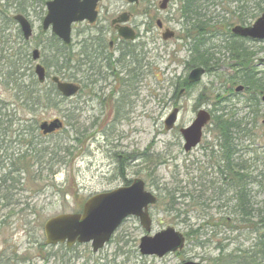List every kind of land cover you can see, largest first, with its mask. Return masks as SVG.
<instances>
[{"label": "rangeland", "instance_id": "rangeland-1", "mask_svg": "<svg viewBox=\"0 0 264 264\" xmlns=\"http://www.w3.org/2000/svg\"><path fill=\"white\" fill-rule=\"evenodd\" d=\"M46 1L28 0L18 12L16 0H0V113L6 116L0 118V131H10L0 138V164L5 165L0 177L6 173L13 180L0 184V264H216L221 252L258 255L264 230L253 227L256 219L246 225L237 223L236 196L213 126L203 130L201 142L189 152L183 150L179 133L199 110L210 112L213 99L222 96L220 108L244 123V135L233 137L239 150L234 164L242 162L245 168L241 174L252 215L264 212V104L259 97L260 104L254 108L245 93H234L237 85L231 87L230 79L237 65L223 50L227 33L223 30L205 38L218 62L186 90L181 84L189 73L190 46L182 41L177 0H170L165 11L158 10L160 0H139L132 8L124 0H103L99 5L103 15L134 14L137 39L106 53L88 42L84 25L74 26V45L67 51L72 59L69 65L75 68L67 74L74 73L81 90L69 99L58 95L53 108H39L32 115L20 107L14 94L19 92L15 86L24 85L33 72V49L39 51V63L47 72L46 86L54 74L71 82L48 64L52 35L41 30ZM233 1L217 5L218 0L211 1L216 6L210 9L227 19L230 15L222 9L234 8ZM17 13L31 24L29 40L23 39L12 19ZM166 29L173 37L163 41ZM79 40L85 41L80 45ZM243 46L254 55L247 66L251 64L264 83V41ZM77 53L87 56V65L82 61L76 67ZM14 60L20 68L10 75L8 64ZM180 89H185L182 95ZM174 108L179 109L176 125L166 131L163 121ZM56 119L62 128L42 135L38 127ZM7 121L13 123L10 128ZM134 179L141 180L144 191L157 200L148 210L149 234L137 218L129 217L96 253L90 244L45 245L42 227L48 218L79 213L88 198L127 187ZM167 228L185 237L183 250L161 259L141 256L140 239Z\"/></svg>", "mask_w": 264, "mask_h": 264}, {"label": "trees", "instance_id": "trees-1", "mask_svg": "<svg viewBox=\"0 0 264 264\" xmlns=\"http://www.w3.org/2000/svg\"><path fill=\"white\" fill-rule=\"evenodd\" d=\"M28 0H16V10L22 12L25 8ZM215 0H177L179 5L178 18L182 21V41L188 42L189 49V60L187 61L188 69L194 67H202L205 69V74L212 72V64L217 63L218 60L214 59L211 48L206 46L204 43L205 38L208 36H214L220 31L227 33V39H224L223 50L228 55L236 66L233 67V76L231 77V85H242L244 87L243 93L247 96L248 103L252 104L254 108L259 105V97L264 95V83L261 79L256 76V71L251 67V64L247 66V60L253 58L252 53H248L244 48V43L247 42L241 38L234 37L230 34L231 24L247 26L254 19H256L264 11V0H234V8H223V14H229L230 17L224 19V17H218L220 14H216L217 11H211V7L217 4H223L227 0H218L216 5L213 4ZM221 1V2H220ZM221 6V5H220ZM25 12V11H24ZM219 12V11H218ZM222 19V21H220ZM223 22V23H222ZM226 22H228L226 24ZM234 25V26H235ZM51 49V57L48 59V64L55 68L57 73L63 72L64 75L71 82H77L73 75H68V72L74 70L75 67H71L70 55L62 43L57 40L54 36L51 37L49 44ZM2 50H0L1 52ZM54 51V52H53ZM12 53L11 56H14ZM75 56L74 64L79 67V63L83 61L84 65L88 64L87 56L83 53H77ZM96 58L99 57L98 53L94 55ZM1 57V54H0ZM85 58V60H78L76 58ZM59 61L61 64L58 66ZM16 65L18 69H16ZM8 66L11 69L10 75L15 71L19 70V65L16 61H10ZM76 71V70H75ZM54 74V73H53ZM57 76L56 74H54ZM19 78H16L18 80ZM62 79V77H61ZM65 78H63L64 80ZM80 84V83H79ZM181 87L189 90L192 85H188L186 79L183 80ZM19 88V92L14 94L18 101H20V107L27 113L32 114L39 108H53L57 103V96L59 95L55 89V86L50 83V86L40 84L34 75L30 71L26 83L22 86H15V89ZM14 89V93H15ZM229 91V90H228ZM226 91V93L228 92ZM224 103L222 96H216L213 99V109L209 112L211 115L210 125L213 126L214 132H216V140L218 142V152L220 159L224 162V168L228 176L229 186L235 192V205L234 211L237 218L238 224H248L252 219H256V225L253 227L257 231L264 230V212L260 214L252 215L253 210L247 199L246 191L244 190V177L241 172L245 170L243 163H236L235 157L239 153L238 149H235L234 136H243L245 128H241L244 123L241 120L236 119V115L233 112H224L220 105ZM257 112V111H254ZM33 115V114H32ZM5 114L0 113V118H5ZM8 128L13 123L7 121ZM29 126V125H28ZM1 127V125H0ZM31 127V126H30ZM25 129V126L22 127ZM33 130V129H32ZM24 130H21V132ZM10 131L5 129L0 131V138L2 135H6ZM47 136V135H46ZM7 159V158H6ZM5 159V160H6ZM25 165L24 157L21 158ZM5 168L4 164H0V171ZM10 169V168H9ZM9 179L6 173L3 177H0V184H5ZM64 195H62L63 197ZM255 225V226H254ZM259 247L257 249L258 255H235L234 253L223 254L222 252L218 255L216 264H264V233L259 238ZM259 256H261L259 258Z\"/></svg>", "mask_w": 264, "mask_h": 264}, {"label": "water", "instance_id": "water-1", "mask_svg": "<svg viewBox=\"0 0 264 264\" xmlns=\"http://www.w3.org/2000/svg\"><path fill=\"white\" fill-rule=\"evenodd\" d=\"M101 0H50L46 2V15L42 21V30L50 28V32L56 36L64 45L70 44L71 25L87 21L93 23L96 19V5ZM130 4L138 3V0H125ZM169 0H161L160 10L167 8ZM13 20L17 22L24 40L32 36L30 23L22 15H15ZM121 22H126V16H122ZM160 26V24L158 23ZM232 35L247 38L254 41L264 40V13H262L251 26H235L231 30ZM118 35L124 40H134L135 34L128 28H121ZM173 37V33L166 30L162 34L164 41ZM39 58L38 50L32 51L33 61ZM34 74L38 82L45 80V70L37 64ZM204 74L202 67L192 69L188 76V84L198 82ZM56 90L64 97L75 96L79 86L61 82L58 78L51 79ZM241 87L236 89L240 92ZM183 91L180 92V94ZM180 95H178L179 97ZM177 97V98H178ZM264 102V97L262 98ZM178 109H173L163 122L166 131L171 130L176 122ZM210 115L200 110L192 123L179 130L182 135L185 152L196 147L201 140L202 129L209 123ZM62 127L59 120L44 122L39 126L42 134H50ZM156 198L144 191L143 182L134 179L132 183L123 188L111 192L97 194L90 197L83 205L81 213L57 215L49 218L43 225L45 245L55 246L65 244L72 247L75 243H90L93 253L100 250L111 238L115 230L128 217H135L139 225L149 234L151 230V219L148 209L156 204ZM184 237L172 228L160 231L153 236H144L139 241L138 250L141 256H154L162 258L166 254L181 251L184 247ZM180 264H199L195 262H184Z\"/></svg>", "mask_w": 264, "mask_h": 264}, {"label": "flooded vegetation", "instance_id": "flooded-vegetation-1", "mask_svg": "<svg viewBox=\"0 0 264 264\" xmlns=\"http://www.w3.org/2000/svg\"><path fill=\"white\" fill-rule=\"evenodd\" d=\"M102 1L103 0L97 3V6H96L97 17L95 21L92 24L83 22V23H80V25H84V27L86 28L82 32L89 34L88 42L93 44L96 50H103L104 52L107 53L113 50L114 48H118L122 45H126L127 43L134 42V41H125L122 38H120L118 35V31L124 27L128 28L133 31V33L135 34L137 38L138 37V30H137L138 24L134 23V14L131 11H128V12L124 11L121 14H108V13L106 15L101 14L99 5ZM125 3L129 5L130 8H132L131 6L137 7L139 4V0H138V3L130 4L127 1H125ZM122 15L126 16L127 18L126 22L120 21ZM74 26H72V32H73ZM106 40H107V44H105ZM84 41L85 40L83 41L79 40L78 42H80V45H81V43ZM245 41H249V40H245ZM73 45L74 44L71 40L70 47H72ZM105 45H106V48H105ZM76 83L79 84L78 82ZM238 87L242 88L241 90L242 92L244 91V87L242 85H237L236 89ZM236 89L235 90L233 89V91L235 92ZM228 90H230V88ZM181 91H184V89H181ZM263 97L264 95L260 96V100H262Z\"/></svg>", "mask_w": 264, "mask_h": 264}]
</instances>
